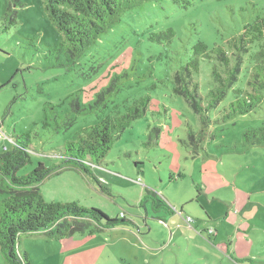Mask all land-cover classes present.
Segmentation results:
<instances>
[{"label":"rangeland","instance_id":"374dc122","mask_svg":"<svg viewBox=\"0 0 264 264\" xmlns=\"http://www.w3.org/2000/svg\"><path fill=\"white\" fill-rule=\"evenodd\" d=\"M261 11L264 0H150L127 10L120 22L73 56L43 0H0V152L12 147L10 137L30 134L34 163L21 172L39 160L47 165L58 162L66 142L97 122L114 102L146 93L151 97L146 114L116 139L103 167H92L103 187L91 174L75 169L39 183L46 200L77 201L126 222L63 239L25 234L20 250L30 261L264 264V224L250 221V246H243L250 257L240 262L220 260L218 245L210 244L199 228L202 219L210 217L212 228L219 231L216 241L234 240L239 225L233 226L225 214L233 210L243 215L246 205L264 221V144L243 142L245 131L264 129V101L233 120L207 123L174 91L175 73L198 41L210 48L227 46ZM169 28L175 32L171 43L151 40ZM213 63L203 59L194 74L203 95L213 85ZM247 63L235 86H246ZM103 90L105 97L96 102ZM232 99L230 91L209 118L215 119ZM191 131H204V139L199 134L193 143ZM201 244L210 247L213 257L203 259L197 248Z\"/></svg>","mask_w":264,"mask_h":264},{"label":"trees","instance_id":"16d2710c","mask_svg":"<svg viewBox=\"0 0 264 264\" xmlns=\"http://www.w3.org/2000/svg\"><path fill=\"white\" fill-rule=\"evenodd\" d=\"M147 1L150 0H43L50 20L62 34L65 49L73 56L80 55L101 34L120 22L127 10ZM174 2L179 3V0ZM13 12L9 7L8 14ZM174 34V30L169 28L150 38L160 43H171ZM203 59L215 60L213 85L205 95L199 91V82L194 78ZM246 61V86H235ZM174 79V91L183 95L207 123L233 120L259 107L264 101V11L248 21L242 32L233 35L227 46L215 44L210 48L207 43L198 41L191 57L176 71ZM106 91L99 93L96 102L105 97L103 93ZM230 91L233 99L215 119L209 118L208 114ZM150 100V94L146 93L123 103L112 101L109 112L97 122L82 127L66 142L58 162L47 165L39 160L26 172L21 171L34 163L33 153L36 152L31 136L10 137L12 147L5 146L0 152V264H34L20 250L25 234L46 233L63 239L75 233L93 235L126 222L124 218L111 217L98 207L83 206L77 201L46 200L39 183L64 169H75L91 174L103 187L104 183L95 176L92 167H103L116 139L136 119L146 114ZM203 133H199L201 139H204ZM199 134L190 132L193 143L199 141L196 139ZM243 142L245 146L264 144V129L245 131Z\"/></svg>","mask_w":264,"mask_h":264},{"label":"crops","instance_id":"0c3cea01","mask_svg":"<svg viewBox=\"0 0 264 264\" xmlns=\"http://www.w3.org/2000/svg\"><path fill=\"white\" fill-rule=\"evenodd\" d=\"M202 183V182H201ZM205 187H207L204 183H202ZM247 197L243 198L246 199ZM242 199V200H243ZM243 207L246 205V201L243 200ZM246 211L243 215H238L236 211L230 210L229 214H225V217L227 220H230L232 222V225H239V228L237 229V232L234 236L235 239H229V238H222L221 240L216 241V237L219 235V231L216 228H212V219L209 217L208 219H202L201 224H199V228L204 231V235L211 240L210 244H213L216 247L215 250H218V252L221 254V259H228V257L233 258L235 261L240 262L242 261V258L250 257L248 256L247 249H244V244L250 246V242H248V238L246 236L248 230L250 229V221L252 222H259V224H264V221L262 218H260L257 213H254V208L250 205L245 206ZM223 225V221L221 222ZM210 229H213V232H209ZM248 246V247H249ZM163 248V246H162ZM199 253H201L203 259L209 258L211 255L210 253V247L206 245H198L197 246ZM213 257V255H211Z\"/></svg>","mask_w":264,"mask_h":264},{"label":"built area","instance_id":"2783aa9c","mask_svg":"<svg viewBox=\"0 0 264 264\" xmlns=\"http://www.w3.org/2000/svg\"><path fill=\"white\" fill-rule=\"evenodd\" d=\"M1 137H2V136H0V138H1ZM187 220H188L189 222H191V221H193V218H192V217H188ZM209 232H213V229H210Z\"/></svg>","mask_w":264,"mask_h":264}]
</instances>
